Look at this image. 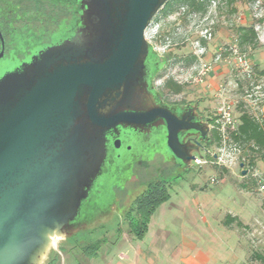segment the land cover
Returning <instances> with one entry per match:
<instances>
[{
	"label": "water",
	"instance_id": "obj_1",
	"mask_svg": "<svg viewBox=\"0 0 264 264\" xmlns=\"http://www.w3.org/2000/svg\"><path fill=\"white\" fill-rule=\"evenodd\" d=\"M168 2L61 0L73 14L67 38L0 77V264H48L112 217L119 206L108 218L86 209L112 137L115 150L121 134L153 137L150 155L180 173L217 160L198 102L173 109L154 89L167 59L146 31Z\"/></svg>",
	"mask_w": 264,
	"mask_h": 264
},
{
	"label": "rangeland",
	"instance_id": "obj_2",
	"mask_svg": "<svg viewBox=\"0 0 264 264\" xmlns=\"http://www.w3.org/2000/svg\"><path fill=\"white\" fill-rule=\"evenodd\" d=\"M256 0H222L219 7V22L217 26L234 29L236 22L233 18L231 5L241 4L247 6L250 13H253V5ZM178 12V11H177ZM253 17V15H252ZM254 22L262 26L261 21L254 19ZM188 22L184 16H177L174 19H166L163 22L162 40L165 37L176 36L181 38L187 29ZM67 24H61V40L67 38ZM182 42V40L180 41ZM192 47L189 42L180 43L179 46L170 50L171 60L162 69L163 77L156 82L159 91L163 92L170 100L180 102H194L204 100L213 101L215 109L219 107L217 93L212 100L205 98L203 82L196 81V73L187 65L184 59L191 55ZM248 56L250 57V53ZM182 59L181 63H173V58ZM214 57V56H213ZM227 65V64H226ZM255 74L251 78L245 77L235 68L234 64H228V75L218 85L227 88V99L231 102L236 119L242 112H248L264 125V75L254 67ZM173 79L182 85L184 90L180 95H170L164 89V82ZM213 111V113H216ZM237 151L232 163L227 165L218 164L212 155H207L206 162L199 166H193L189 170L180 173L176 168L166 174V188L170 194V199L163 206L181 205L195 209L202 216H206L209 221H214L218 214L226 215L231 213L237 216V222L233 223L235 230L239 233L243 250L248 258V264H264V151L252 150L247 144L237 143ZM220 142L215 140L210 146L212 153H216ZM232 144V145H234ZM254 148V147H253ZM205 155V154H203ZM145 160L155 161L156 156L146 155ZM243 165V166H242ZM246 171L243 175L242 172ZM216 178V183L211 179ZM117 181V180H116ZM113 182L114 188L121 189L122 184ZM131 203V208L134 207ZM164 208V207H163ZM125 207L119 206L112 214V217L104 224L93 228L87 233L73 236L68 243L58 249V254L72 252V261L76 264L85 262L84 250L87 247L103 246L106 241L117 239L120 230L128 232L130 227L122 219L126 212ZM162 209L155 215L157 217ZM261 257L262 259L258 258ZM61 259V257H60Z\"/></svg>",
	"mask_w": 264,
	"mask_h": 264
},
{
	"label": "crops",
	"instance_id": "obj_3",
	"mask_svg": "<svg viewBox=\"0 0 264 264\" xmlns=\"http://www.w3.org/2000/svg\"><path fill=\"white\" fill-rule=\"evenodd\" d=\"M231 11L236 28L215 27L213 40L207 43L208 61L220 48L238 45L239 27L257 26L247 6L233 4ZM257 34V47L247 46L245 50L250 53L255 69L264 73V31H257ZM227 75L228 65H217L206 77L204 97L212 100L218 92L219 83ZM200 102L205 113L213 118V111H216L213 101ZM163 205L156 208L141 238L135 235L131 226L128 232L121 229L117 239L97 246L96 252L87 253L84 250L85 262L82 264H248L239 233L232 222L226 223L227 217L238 220L237 216L231 213L218 214L214 221H209L193 208ZM159 209L162 210L155 217ZM60 257L61 264H76L72 261V252L61 254Z\"/></svg>",
	"mask_w": 264,
	"mask_h": 264
},
{
	"label": "flooded vegetation",
	"instance_id": "obj_4",
	"mask_svg": "<svg viewBox=\"0 0 264 264\" xmlns=\"http://www.w3.org/2000/svg\"><path fill=\"white\" fill-rule=\"evenodd\" d=\"M62 18L61 0H0V77L30 63L35 55L47 48L61 43ZM158 80L160 79L154 82V89L160 93L165 106L184 110L186 106L198 102L199 115L212 124V118L205 113L200 101L167 100L156 86ZM214 133L215 130L212 129L209 140L202 142L205 148L210 149L215 140ZM116 138L109 139L108 157L91 190L92 198L86 209L89 216L96 210H102L108 218L111 210L123 206L127 211L122 219L130 227L135 218L131 215L134 208H131V201L136 202L137 199L148 196L156 188H166L163 176L174 171L177 164L165 162L161 155H156L155 161L145 160L144 157L151 154L154 141L151 136L121 134L119 139L122 146L118 150L111 144ZM194 139L195 135L192 134L186 137V141L192 142ZM115 181L123 187L105 189V185ZM89 221L91 217L85 220Z\"/></svg>",
	"mask_w": 264,
	"mask_h": 264
},
{
	"label": "built area",
	"instance_id": "obj_5",
	"mask_svg": "<svg viewBox=\"0 0 264 264\" xmlns=\"http://www.w3.org/2000/svg\"><path fill=\"white\" fill-rule=\"evenodd\" d=\"M222 0H213L206 14L193 13L188 16L187 29L183 32V36L177 38V34L172 37H165L162 40L163 22L152 23L146 31V39L150 42L156 52L160 55H167L171 49L180 45V43L189 42L193 50V55L197 58V63L191 68L196 73V81L203 80L211 74L215 67L219 64H234L241 74L247 78H251L254 72V66L248 56V53L241 52L237 44L225 46L219 49L211 61L206 60L208 54L207 43L211 42L214 37V30L219 22L218 7ZM253 18L257 21H264V0H256L253 5ZM186 10L183 8L182 13ZM178 15L170 17L176 18ZM256 31L260 32L261 25L256 26ZM182 40V42H180ZM219 107L212 118L211 127L220 136V144L216 154L218 164L227 165L234 160L237 145L232 141V134L238 129V120L235 117L233 106L227 99V88L220 86L217 92ZM234 144V145H232ZM206 162V161H204ZM200 165L203 162L197 161ZM217 179L212 178L211 182L216 183ZM264 190V184L262 185Z\"/></svg>",
	"mask_w": 264,
	"mask_h": 264
},
{
	"label": "trees",
	"instance_id": "obj_6",
	"mask_svg": "<svg viewBox=\"0 0 264 264\" xmlns=\"http://www.w3.org/2000/svg\"><path fill=\"white\" fill-rule=\"evenodd\" d=\"M213 0H169L168 3L160 10L158 15L154 18L153 22L157 23L160 21H165L170 17L180 14L179 16H184L186 20L188 16L193 13L198 14H206L212 4ZM186 11L182 13V9ZM61 11L63 13V18L61 19V24H69L71 21L73 14L69 11L68 8L61 6ZM178 11V12H177ZM255 26L252 27H239L237 29L238 34V47L241 52L247 53L245 48L247 46H251L252 48H256L258 45V34L255 29ZM167 59V63L170 62V55H165ZM186 62L187 65L194 66L197 63V58L194 55H189L187 58H182ZM182 59L173 58V63H181ZM261 75H264L261 72ZM163 77V73L160 72L156 79H161ZM164 89H166L170 95H180L184 88L182 85L175 82L173 79H168L164 82ZM161 92V91H160ZM163 96V92H161ZM167 100H170L167 96H165ZM239 125L238 129L235 133L232 134V139L241 144H247L249 147H252L253 151H264V125H262L256 118H254L248 112H242L239 117ZM214 137H216V141L220 142V136L218 132L215 131ZM254 147V148H253ZM170 199V194L167 188H156L150 192V194L146 197H141L136 200L134 208L132 211L134 215V221L131 223V230L135 233V235L141 238L148 229V225L151 219L152 214L156 210L158 206L167 202ZM237 222L236 218L227 217L228 223ZM98 247L90 246L85 248L87 253L92 251L96 252ZM262 259L261 257L257 256ZM48 264H61V259L58 253H55L52 256L51 261Z\"/></svg>",
	"mask_w": 264,
	"mask_h": 264
}]
</instances>
